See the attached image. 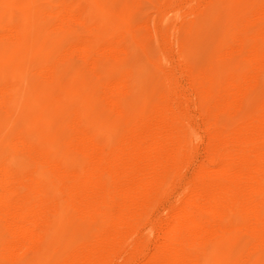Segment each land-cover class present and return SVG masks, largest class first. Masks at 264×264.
<instances>
[{
  "label": "bare ground",
  "instance_id": "bare-ground-1",
  "mask_svg": "<svg viewBox=\"0 0 264 264\" xmlns=\"http://www.w3.org/2000/svg\"><path fill=\"white\" fill-rule=\"evenodd\" d=\"M0 133V264H264V0H0Z\"/></svg>",
  "mask_w": 264,
  "mask_h": 264
},
{
  "label": "rangeland",
  "instance_id": "rangeland-1",
  "mask_svg": "<svg viewBox=\"0 0 264 264\" xmlns=\"http://www.w3.org/2000/svg\"><path fill=\"white\" fill-rule=\"evenodd\" d=\"M222 24L219 25H215L214 27H209L208 29H206L205 31H201L193 40L194 41V46L192 49V54L194 59H197L199 61H206L210 58V56L212 55V53H214L215 49H216V45L219 39V30L221 29ZM36 54L32 53V57L31 60L28 63H20L18 64V69L21 70L22 73H24L27 79V71L30 68L31 64L33 62H35L34 60L37 59V56H35ZM34 93H36V90H33ZM40 103L44 106L43 108H45L44 110V114L45 115H49V120H50V124H51V128H55L57 129L58 125H59V119L56 113V109L50 105V103L48 102V100H39ZM51 106V107H50ZM195 143L197 144L198 142L195 141ZM5 144V135L3 133H0V152L3 149V146ZM202 153H198L196 156V159L199 160L201 158ZM179 191V190H178ZM177 193H173L170 197V201H173L176 197ZM164 205H161L160 207H158V210L156 212L157 215H162L164 214ZM65 237L63 239H61L60 243L65 244ZM26 264H37V260L30 258L27 260Z\"/></svg>",
  "mask_w": 264,
  "mask_h": 264
}]
</instances>
